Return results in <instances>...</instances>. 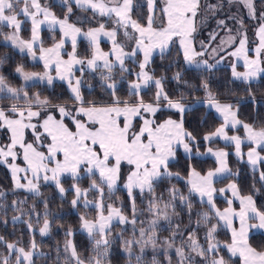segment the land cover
Segmentation results:
<instances>
[{
  "label": "snow or ice",
  "instance_id": "1",
  "mask_svg": "<svg viewBox=\"0 0 264 264\" xmlns=\"http://www.w3.org/2000/svg\"><path fill=\"white\" fill-rule=\"evenodd\" d=\"M59 2L65 8L63 18L58 17L40 0H0V26L11 29L8 33H0L3 40L20 53H26L33 60L38 59L43 65L41 72L25 71L24 65H17L14 71L25 82L18 87L12 86L5 76L0 75V101H11L9 106L0 107V129H7L10 133V142L0 146V165L9 169L15 189L23 188L36 196L40 195L41 180L45 183L54 182L63 196L67 189L62 186L61 177L69 175L74 181L72 208L79 209L82 204L85 209L95 210L94 217L90 218L87 213L79 216V230L87 235L92 254L85 258L77 250L72 239H69L74 235V231L69 228L65 231L62 264H110L111 249L117 240L128 257L127 264H133V259L135 264H161L157 255L161 252L167 264H173L170 255L173 250L176 264H229L225 256L221 255L225 248L231 256H239L242 264H264V252L256 251L248 243L250 229H264V212L257 210L252 196H241L237 184L229 183L226 188L219 189V192L223 194L231 191L232 197L240 202L239 211L232 207L233 199L227 200L229 206L222 211L214 202V193L217 192L214 187L215 179L218 176L239 175L238 172L233 173L228 166V152L208 147L207 153L215 157L217 166L205 174L189 166L187 195L182 194L175 185L167 189L168 199H165L163 194L157 195L155 191L156 186L165 180L171 182L173 178L178 181L182 179L178 172L170 170V163L176 159L178 148H182L186 154H192L195 149L197 156L204 155L198 149L196 137L184 128L186 113L198 105L214 109L223 117V123L215 131L204 135L205 142L219 137L234 143L237 158L243 160L245 154L241 152L242 138L229 136L226 131L229 127L236 128L239 125L243 127L245 139L251 145L246 153L247 163L256 170L258 164L264 161V156L260 154V151H264V126L257 129L254 125L238 119V110H234L233 104L220 102L211 91L209 80L203 78V73H212L223 57L217 60L216 64L198 59L206 54V51H196L192 40L200 0H160L162 7L159 8V15L158 0H146L148 15L146 23L143 24L132 18L134 0ZM241 2L249 9L252 18H255L253 0ZM73 5L83 11L91 10L93 19L97 16L112 19L114 26L108 29L105 23H99L97 27L82 30L69 22L73 15ZM21 15L25 18L23 21L19 19ZM261 19L264 20V13L261 14ZM28 21L31 23V35L29 39H25L21 35L22 24ZM238 22L241 25L243 23ZM45 25L52 32L59 28L60 39L57 41L53 36L50 47L43 46L40 36L41 27ZM121 29L123 41L118 39ZM257 35L260 45L255 49V59H249L246 54V37L241 38L239 47L229 53L233 57H242L245 69L239 72L237 65L233 63L231 74L234 80L249 84L264 72V67L260 66V53L264 49V24H261ZM80 36L88 41L89 47L83 56L77 51V38ZM101 37L111 42L109 51L101 49ZM174 38L179 40L177 55L182 53L185 67L182 71L175 72L172 79L178 87L183 86L189 90L188 95L203 89V99L195 97L186 102L183 90L173 97L165 90V77H156L155 72L150 70L154 52L159 50L163 58L170 45L175 42ZM233 39L234 37H229V40ZM69 40L72 50L66 53L65 59V44ZM221 43L223 45L225 41ZM201 47L204 48L203 42ZM220 50L223 51V47H220ZM212 51L215 53L217 50ZM140 54L142 59L138 60ZM127 61H131L134 67H129ZM0 63H3V60H0ZM77 66L81 77L75 76ZM86 70L91 73L99 72L101 87L111 96L110 103L100 106L95 102L86 104L81 92L84 86L82 77ZM191 70H195L200 78L198 85L184 78L185 72ZM53 71L55 76L52 75ZM57 79L67 82L71 106L67 102L55 103L51 97L42 96L40 91L31 93L29 90L38 84H46L52 88ZM28 82L32 83L29 85ZM125 83L127 95L134 100L121 99L119 91ZM149 88L155 89L153 99L145 101L144 90ZM245 91L252 102L256 103L251 87ZM162 109L178 113L180 119L169 117L157 123L155 116ZM66 118L74 127L65 122ZM136 119L142 121L138 128L135 125ZM27 129H31L34 136L31 143L25 141ZM40 129H43V132ZM21 151L25 167L16 163ZM125 163L129 166V171L124 178L123 188L131 201L130 216L125 214L122 206L117 207L114 202L105 203L106 195L110 199L120 187L122 166ZM21 173L25 175L22 177ZM84 178L90 180L87 188L80 187V181ZM259 179L264 182V171H260ZM22 180L27 183H21ZM137 190L141 197L145 194L149 196L144 209L150 217L147 221L140 220L143 213L136 205ZM89 193H95L96 198L90 200ZM194 195L199 196L201 205H207L206 211L197 213L195 227L192 226L191 220V198ZM3 196L4 193L0 192V197ZM24 203L25 201H12L13 211L19 212V215L12 217V223L15 225L20 222L26 225L29 233L27 247L23 246L22 239L9 242L0 236V246L7 252L0 259V264H12L13 256L14 264H37L41 258L48 256L41 251V245L35 237L37 228L41 237L50 232L47 201H44L42 225L41 214L36 211V206L32 205L25 210L20 207ZM178 206L181 212L185 207L188 210L189 224L184 229H181L179 224H173V218L179 215ZM4 207L0 204V209ZM24 215H28L29 219L22 220ZM33 215L36 217L35 224ZM236 219L239 220V228L234 225ZM212 220L216 222L212 223ZM7 222L0 221L4 224ZM161 222H166L167 230L170 231V236L162 241L158 235L162 228ZM129 225L132 234L125 238L124 233L128 231ZM221 225L231 232V243L221 245L216 240V232ZM201 227L206 229L205 243H201L198 238ZM117 228L119 231H114ZM177 237L180 238L179 244ZM136 248L139 249V254L134 251ZM149 249L153 255L151 260L147 261L145 256ZM56 252L57 259L54 264H61L59 247Z\"/></svg>",
  "mask_w": 264,
  "mask_h": 264
},
{
  "label": "trees",
  "instance_id": "2",
  "mask_svg": "<svg viewBox=\"0 0 264 264\" xmlns=\"http://www.w3.org/2000/svg\"><path fill=\"white\" fill-rule=\"evenodd\" d=\"M215 3H217L216 0H212V4ZM48 6L56 13V15L60 17L64 15V6L52 3H50ZM221 13L222 12L219 11L215 14L211 12V15H208L207 13H205L204 15L198 14L196 18V25L198 28L199 36L204 37V35L206 34L205 32L208 30L206 29V27L201 25L202 20L206 23H208L209 20L211 22L214 18H218ZM145 14V4L138 5L134 3V10L132 12L133 18L143 24L145 23L146 19ZM201 16H203L204 19H202ZM246 22L247 21L245 20V23ZM99 23H105L107 28L114 26L112 23V19L110 18L93 19V24L99 25ZM27 24V22L22 24L21 35L23 38H26L28 35ZM7 31L8 28L6 26H0V33H6ZM2 39L3 36L0 35V60H3V63H0V75L5 76L12 86L18 87L21 84L19 78L14 74L16 66L24 65L25 71H33L39 69L40 65L30 63L26 55L19 54L10 46L6 45ZM218 41L220 42V38H218ZM88 50V42L86 40H79L77 43V51L80 53V55L83 56ZM126 63L129 67H134L131 61H127ZM184 67L185 65L182 61V57L180 55H177V51H172L164 54L163 58L161 57V55H155L152 58L150 70L155 72L156 77H165V90L173 97L178 96L180 94V91L183 90L185 91L186 102L193 100L195 97L204 98L205 93L203 89L193 93L192 95H188L189 90L184 89L183 86L178 87L176 81L172 79L174 73L177 71H182ZM75 76L81 77V72L75 71ZM82 78L84 80V86L82 87L81 92L84 96L86 104L88 102H95L97 105H103L111 102V96L107 94L101 87L99 72L91 73L89 71H85V74ZM184 78L190 83H194L197 85L200 83V78L195 70L185 72ZM203 78H207L209 80L211 91L216 95L217 99L220 102H231L234 106H236V109L238 110V119H240L244 123L254 125L257 129L264 126V77L260 78L257 82L243 84L241 82L232 80L228 69L224 66H219L218 68L214 69L212 73H203ZM129 79H131V77H129ZM89 85L92 86V89L88 91L87 87H89ZM249 86L251 87L252 92L255 96L256 103L252 102L247 92L245 91ZM29 90L31 93L40 91L42 93V96L51 97L53 102L55 103L67 102L69 105H71V101L69 100L70 94L67 88L61 83L55 82L54 87L52 88L38 84L35 87H31ZM154 91V88H149L144 91L145 101H150L151 99H153ZM119 95L121 99L134 100V98L127 95L126 83L120 87ZM57 97H59V100H57ZM10 104L11 101L8 100L0 101V107H7ZM169 117H171L172 119H180L178 113L165 109H162L160 112H158L155 116V119L158 123ZM135 125H137L136 121ZM219 125L220 121L213 115V113L209 109L205 107V105H198L194 109L187 112L184 118V128L186 131L191 132L196 137L198 141L197 146L199 151H202L206 146L214 149H225L229 153L227 157L229 168L232 170V172L239 173L238 176L224 177L218 180L214 183L215 187L223 186L230 180H235L240 195L252 196L257 210L264 212V182L260 181L259 172L252 171L246 166L244 162L235 160L232 157L231 152H229L232 150L230 145H223L218 141H212L207 145L205 144L203 139L204 135L213 132ZM25 138L26 140L33 142V138L30 132L26 133ZM5 139V136L2 135L1 140L5 141ZM190 165L201 174H204L207 171L215 168V162L211 159H201L194 156L186 157L177 150V157L170 163V170L174 173L178 172L182 179L178 181L173 178L171 182H169L168 180L161 182L156 186V194H163L164 198H167V189L172 185H175L180 189L182 194L187 195L188 188L184 183V179H186L188 176ZM261 171H264V168H261ZM121 175L122 179L120 181V186L125 178L124 165L122 166ZM61 183L62 186L67 189L66 193L63 196H61L58 189L54 187L52 183L40 184V195L36 196L34 194L26 192L25 190L22 191L20 189H15L9 171L5 166L0 165V192L4 193V196L0 197V204H3L5 206L3 209H0V221H8L7 224L0 223V236H3L9 242L22 239L23 246L27 247L29 241V233L27 231L26 225L20 222L16 223L15 225H13L12 223V217L14 215H19V212L13 211L11 207L12 201H25V203L20 206L25 210H28L32 205H35L36 211L41 214L40 225H42L43 223L44 201H47L51 229L47 236L41 237L37 228L35 237L37 243L41 245V251L48 254V256L41 258V260H39L37 264H54L57 259L56 249L57 247H59L60 254L62 253L61 250L63 249L64 241L66 239L65 231L69 228L74 231V235L72 237H69V239H72L73 243L77 246V250L81 252L85 258L91 255V246L88 242L87 236L79 231V216L81 214L87 213L90 218L94 217L95 210L85 209L82 208V206L79 209H73L71 206V200L75 195V193L72 191V184L74 183V181L70 176H63L61 177ZM89 184L90 180L87 178H84L80 181V187L82 188H87ZM135 196L138 208L140 200L144 199L145 197H149L147 194L141 197L139 192H136ZM88 198L91 200L95 199L96 194L89 193ZM191 199L193 203L191 217L193 226V222L195 221V219H197V213L206 211L207 205H201V203L196 200L194 196ZM113 202L117 207L122 206L126 215H131V201L129 200L126 190L119 187L116 193L110 199L106 195L105 203ZM214 202L218 209H222L225 206V204L217 198L214 199ZM177 213H179V224L184 225L187 223L188 225L189 216L187 208L185 207L183 212H181L180 207H178ZM28 219V215H24L22 217V220ZM32 220L35 224V215L32 216ZM215 222V220H212V223ZM137 227H139V225H137ZM188 230L190 231L191 229ZM114 231H119V229L117 228ZM205 231L206 229L204 227H201L198 232V238L201 243H205L203 238ZM131 234V225H129L128 231L124 233V237L129 238ZM159 234V237L162 241L163 238L170 236V231L167 229H163L159 231ZM186 234L187 233H185V235ZM216 239L222 243L230 242V234L222 225L217 229ZM248 243L256 251L264 252V234H250L248 237ZM134 251L139 254L138 248L134 249ZM6 254V249L0 246V259H2ZM152 255L153 253L149 249L146 253L145 259L147 261H150ZM221 255L225 256V259L229 261V264H240V260L238 257L230 256L225 252V250L223 253H221ZM11 259L12 264H14L15 257L13 256ZM158 259H162L161 264H167L163 254L159 255ZM127 260L128 257L122 251L120 241L117 240L111 249V255L109 256L110 264H127ZM133 264H135L134 259Z\"/></svg>",
  "mask_w": 264,
  "mask_h": 264
},
{
  "label": "rangeland",
  "instance_id": "3",
  "mask_svg": "<svg viewBox=\"0 0 264 264\" xmlns=\"http://www.w3.org/2000/svg\"><path fill=\"white\" fill-rule=\"evenodd\" d=\"M40 2L42 4H47V5H49L50 3H52V4H58V5L63 6L59 2V0H40ZM216 2L217 3L212 4V0H200V10L198 11L197 16H198V14L199 15L200 14L204 15L205 13H207L208 15H211L210 14L211 12L215 14V13H218L219 11H221L222 13H221V15L218 18H214L213 21H211V22L209 20V22L206 23L205 21L202 20L201 25L204 26V27H206V29H208L205 32L206 34L204 35V37H201L198 34V28H197V25H196V18H197V16L195 17V28H196V30L192 33L193 46L195 47L196 51H198V52L199 51H206V54L204 56L198 57V59L208 60L209 63L216 64V61L217 60H220V58L223 57V60H221L220 63L216 64V68H218L219 66L226 67L228 69V71H229V74H230L231 79L234 80L232 78V74H231V71H232L231 66H232V64L235 63L237 65V71H239V72H243V71H245V69L243 67V59H242V57L241 58L233 57V56L229 55V53L235 51V49L239 47V41H240L241 38L246 37L245 49H246L247 56L249 57V59H255L257 57V53H256L255 49L257 47H259V45H260V39H259V36L257 35V32H258L261 24H264V20L261 19V14L264 13V0H253L254 7H255V18H252V16L250 15L249 9L245 6L244 3L241 2V0H232L231 3L229 2V0H216ZM134 3H136L138 5L145 4V6H146V14L145 15H146V19H147L148 9H147V2H146V0H134ZM210 5H213L215 7L214 8H210L209 7ZM236 5H237V7H236ZM160 7H162V3L160 2V0H158V4H157V15H159V8ZM50 10L53 11L52 9H50ZM230 11H232L233 13L230 12ZM63 16L62 17L58 16V17L63 18ZM201 17H202V19H204L203 16H201ZM96 18H108V17H99V16H97ZM132 18H133V16H132ZM19 19H21L23 21L25 18L21 15L19 17ZM146 19H145V23H146ZM245 20L247 21L246 23H245ZM220 21H223L224 23L223 24H220L219 23ZM238 21H242L243 22L242 25ZM69 22L70 23H74L77 27L82 28V30H84V31H87L89 28L97 27L98 26V25L93 24V18H92V12H91V10L83 11L81 9L76 8L74 5H73V15L70 17ZM27 23H28L27 24L28 35H27V37L25 39H29L30 38V35H31V23H30V21H28ZM86 24H88L89 26L86 25ZM111 28L112 27H110L108 29H111ZM128 30H129V32L132 31L131 28H129ZM10 31H11V29L8 28V31L6 33L10 32ZM40 36H41V39L43 41V46L44 47H50L52 45V43H53V36H55V39L57 41L60 39L59 28L57 27L55 29V31L52 32V31H49V29H48V27L46 25L45 26H42L41 27ZM213 36H215V39H213ZM230 36L231 37H234V39L233 40H229V37ZM218 38H220V42L218 41ZM118 39L121 40V41L124 40L123 29L120 30V34L118 36ZM79 40H85V39H84L83 36H80V37L77 38V43H78ZM174 41L175 42L170 45V48L166 51V53H169V52H172V51H177V53H178V50H179V40H178V38H174ZM222 41H225V43L223 45L221 43ZM3 42L6 45L10 46L13 50H15L16 52H18L19 54L26 55L30 63L39 64L40 65V68L39 69L33 70V71H35V72H41V71H43V65H42V62L41 61H39L38 59L33 60L26 53L22 54V53H20V51L18 49L13 48L10 43H6L4 40H3ZM201 42H203V45H204V48L203 49L201 47ZM100 47L104 51H109L110 48H111V42L108 41L107 38L101 37ZM220 47H223L224 50L221 51L220 50ZM213 49H216L217 51L214 53L212 51ZM71 50H72V46H71V41L69 40L65 44V54H64V58L65 59H67L66 53L67 52H70ZM38 55H39V53L37 52V57H38ZM155 55H160L159 54V50H156V52H154L153 57ZM180 56L182 57V61H183V55H182V53L180 54ZM137 59L138 60L139 59H142V54H140L137 57ZM260 59H261V65L260 66L261 67H264V49L261 50ZM183 63H184V61H183ZM76 71H79V66H77V70ZM14 74L19 78L21 85L22 84H25V82L21 79V77L19 75H17L15 73V71H14ZM52 75L55 76V72L54 71H53ZM262 77H264V72L260 73L255 79H253L252 81H250V83L257 82ZM234 81H237V82H241L243 84H246V83H244L242 81H239V80H234ZM55 82L63 84L67 88V90H68V86H67V82L66 81H60V80L57 79V80L54 81V83ZM31 83L32 82H28L29 85ZM39 85H45L46 87H48L46 84H39ZM90 89H92V86L91 87H87V90L88 91ZM68 92H69V90H68ZM201 99H203V98H201ZM69 106H71V105H69ZM98 106H100V105H98ZM56 115H57V118H59V114L57 113ZM40 119H41V122H42L43 116ZM35 122L36 121L34 120L33 123H35ZM65 122L70 127H73L72 125H70V122H69L68 119H66ZM40 131L43 132V129H40ZM27 132H30V134H31V136H32V138L34 140V136H33L32 130L31 129L25 130V135H26ZM2 135L5 136V138H6L5 141H2L1 140ZM9 136H10V133L7 131V129H0V146L5 145V144H7V143L10 142ZM25 141L31 143L30 141L26 140V138H25ZM229 152H231V154H232V150L229 151ZM232 157L235 160L239 161V159H236L233 155H232ZM241 162H244V161H241ZM16 163L20 167H24L25 162L23 160L22 151H21L20 157L16 160ZM7 170L9 171L8 168H7ZM256 172H259V171H256ZM259 174H260V172H259ZM20 175L22 177L24 176V174H22V173ZM232 177H234V176H232ZM230 181H233V183H235V180H230ZM21 183H27V181L25 180V182H24V180H22ZM44 183L45 182L43 180H41L40 184H44ZM49 183H52V185L54 187H56L54 182H49ZM120 187L123 188V185L120 186ZM20 190L24 191L23 188H20ZM26 192H29V191H26ZM137 192H139V191L137 190ZM29 193H31V192H29ZM31 194H33V193H31ZM194 198L197 200V198L195 196H194ZM148 199H149V197H145L144 199H141L140 200L139 208L138 209H140L141 212L143 213L142 215H140V220L147 221L148 219H150V217L148 216L147 212L144 211V209L147 206ZM165 199H168V195H167V198H165ZM217 199H219L223 203H225V201H226V199L225 198H222V197H218ZM198 201L200 202V200H198ZM178 203L179 202L177 201V204ZM81 206L83 208V205L82 204H81ZM178 218H179V215H177V216H175L173 218V224L174 225L175 224H179ZM195 221H196V219H195ZM195 221L193 222V227H195ZM161 223H162L161 230L168 228V225H167L166 222H161ZM179 225H180V228L183 229L187 225V223L184 224V225H182V224H179ZM228 233L230 234L231 232L228 231ZM158 235L160 236L159 233H158ZM85 236H87V235H85ZM203 238H204V235H203ZM177 239H178L177 240V244H179V239L180 238L177 237ZM230 239H231V236H230ZM220 244L221 245H224L226 243L220 242ZM224 250L227 253V249L225 248ZM61 252L62 253L60 254V258H61V261H62L63 260V249L61 250ZM162 254L163 253L161 252V253H158L157 255L159 256V255H162ZM227 254H229V253H227ZM170 255L173 258V264H176V257H175L174 250L170 252ZM197 259H199V258H197ZM166 263H167V261H166Z\"/></svg>",
  "mask_w": 264,
  "mask_h": 264
},
{
  "label": "crops",
  "instance_id": "4",
  "mask_svg": "<svg viewBox=\"0 0 264 264\" xmlns=\"http://www.w3.org/2000/svg\"><path fill=\"white\" fill-rule=\"evenodd\" d=\"M222 103H231V102H222ZM232 104V103H231ZM206 107V106H205ZM233 107H234V110H237L236 109V106H234L233 105ZM207 108V107H206ZM208 109V108H207ZM165 110H168V109H165ZM212 113H213V115L220 121V125L223 123V117L222 116H220V114L219 113H217L214 109H209ZM168 111H171V110H168ZM172 112H174V111H172ZM67 119V118H66ZM165 119H168V118H165ZM164 119V120H165ZM164 120H162V121H160V122H163ZM175 120H179V119H175ZM136 122H137V125H136V127L138 128L139 126H140V124L142 123V121H140L139 119H136L135 120ZM69 122H70V125H72L71 124V121L69 120ZM160 122H158V123H160ZM219 125V126H220ZM73 126V125H72ZM218 126V127H219ZM74 127V126H73ZM215 131V130H214ZM226 131H227V134L229 135V136H240L241 138H242V143H241V152L243 153V154H245L244 155V158H243V160H239V161H244V163L249 167V169H251L252 171H259L260 172V170H261V168H264V161H262V162H260L259 164H258V166H257V169L256 170H253V168L247 163V155H246V153L249 151V147L251 146L250 144H249V142L245 139V131H244V129H243V127L242 126H237L236 128H231V127H229L228 129H226ZM212 141H218V142H220L221 144H223V145H230L231 146V148H232V155L236 158V159H238L237 158V156H236V154H235V152H236V149H235V145H234V143H230V142H228V141H225V140H223L222 138H219V137H216V138H214ZM211 141V142H212ZM205 142V141H204ZM210 142H205V144L207 145V144H209ZM208 147L209 146H206L202 151H200V153H204V155H199V156H197L196 154H195V149H194V151H193V153L192 154H186V153H184V151H183V149L182 148H178V151H180V153L182 154V155H184V156H186V157H191V156H194V157H197V158H201V159H211L212 161H214L215 162V167L217 166V164H216V161H215V157H213L212 155H210V154H208L207 153V149H208ZM213 150H224V151H226L225 149H214V148H212ZM42 150H44V151H46V149H42ZM257 151H260V149H257ZM226 152H228V151H226ZM260 154L262 155V156H264V151H260ZM62 158V157H61ZM26 165H24V167H25ZM124 166H125V178H126V176H127V174H128V171H129V166L125 163L124 164ZM10 173V172H9ZM207 173V172H206ZM22 174H24V173H22ZM205 174V173H204ZM11 175V174H10ZM25 175V174H24ZM64 176H69V175H64ZM63 177V176H62ZM225 176H218L216 179H215V181H214V183L216 182V181H218V180H220V179H222V178H224ZM187 178H188V176H187ZM187 178L186 179H184V182H185V184H186V180H187ZM24 182H25V180H24ZM41 182V181H40ZM49 183V182H48ZM123 183H124V181H123ZM123 183L121 184V186L123 185ZM229 183H233V181H230V182H228L227 184H225V185H223V186H218V187H215V185H214V187L217 189V192L216 193H214V199L215 198H218V197H222V198H225L226 199V201H225V206L222 208V209H220L221 211L223 210V209H225V208H227L229 205H228V203H227V200L228 199H233V204H232V207L236 210V211H239V209H240V202H239V200L238 199H234L233 197H232V193H231V191H228V192H226V193H223V194H221L220 192H219V189H221V188H226L227 187V185L229 184ZM188 187V186H187ZM124 189V188H123ZM25 190V189H24ZM196 198H197V200H200V198H199V196L198 195H194ZM242 196V195H241ZM205 200H206V198H205ZM254 202V201H253ZM253 222H255V221H253ZM234 225H235V227H237V228H239V220L238 219H236V220H234ZM251 233H262V234H264V229H255V228H253V229H250L249 231H248V236L251 234ZM85 234V233H84ZM231 234V233H230ZM86 235V234H85ZM231 236V235H230ZM229 243H231V239H230V242ZM230 256H231V254H229ZM233 257V256H232ZM235 257H238L239 258V256H235ZM239 260H240V264H242V261H241V259L239 258Z\"/></svg>",
  "mask_w": 264,
  "mask_h": 264
}]
</instances>
